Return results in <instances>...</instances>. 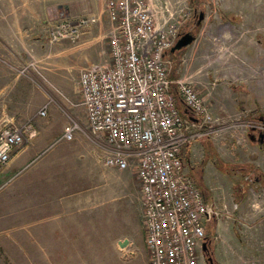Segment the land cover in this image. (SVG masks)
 I'll use <instances>...</instances> for the list:
<instances>
[{
	"label": "rangeland",
	"instance_id": "1",
	"mask_svg": "<svg viewBox=\"0 0 264 264\" xmlns=\"http://www.w3.org/2000/svg\"><path fill=\"white\" fill-rule=\"evenodd\" d=\"M170 1L187 13L179 18V33L196 36L170 57L173 74L200 85L209 101L222 103L212 113L227 126L201 140L210 145L205 160L215 167L210 161L205 167L209 189L194 182L217 213L206 223V250L199 264H210L207 252L213 264H264V213L257 205L264 195L245 196L248 190L264 188V143L249 138L253 129H264L259 119L264 114V0ZM105 4L88 0L47 5V17L60 13L67 20L87 21L74 39L49 42L48 23L47 30L29 36H6L0 27V125L4 120L17 126L31 123L37 132L11 155H25L20 172L11 163L0 168V264H148L135 169L103 164L102 140L88 129L79 93L80 71L110 62L111 23ZM244 5L246 16L240 14L246 19H240ZM249 7L256 8L255 19ZM7 8L1 0L0 12ZM200 11L205 16L197 24ZM92 16L97 20L91 21ZM46 101L48 114L39 116ZM72 121L81 130L65 140L64 128ZM211 139L224 144L223 156ZM55 156L64 169L58 179L51 170ZM256 170L262 172L259 180ZM56 182L67 192L68 204L66 211L53 213L51 223L46 202ZM242 182L244 195H237L234 187ZM123 239L128 243L120 247Z\"/></svg>",
	"mask_w": 264,
	"mask_h": 264
},
{
	"label": "built area",
	"instance_id": "2",
	"mask_svg": "<svg viewBox=\"0 0 264 264\" xmlns=\"http://www.w3.org/2000/svg\"><path fill=\"white\" fill-rule=\"evenodd\" d=\"M182 10L170 0H106L110 62L90 64L79 75L81 104L88 129L102 140L103 164L135 169L148 264H199L206 223L217 213L185 171L181 155L194 141L227 129L188 78L170 77L168 52L179 37L181 14L187 15ZM47 19L49 42L76 38L78 27L87 22L60 13ZM177 95L188 116L178 107ZM49 104L40 107L39 116L48 114ZM79 130L72 121L62 138L71 140ZM36 133L31 123L17 126L4 120L0 168Z\"/></svg>",
	"mask_w": 264,
	"mask_h": 264
},
{
	"label": "crops",
	"instance_id": "3",
	"mask_svg": "<svg viewBox=\"0 0 264 264\" xmlns=\"http://www.w3.org/2000/svg\"><path fill=\"white\" fill-rule=\"evenodd\" d=\"M88 0H2L4 6L7 5L8 8L4 11L0 12V27H3L5 30L4 35L6 36H26V35H38L41 34L45 28L47 30V27H45V24H47V16L45 13V9L47 5L49 4H66V3H76V2H83ZM152 3L160 4L163 3L164 0H150ZM251 12H254V17L256 15V8L255 7H249ZM245 15L247 13L246 6L244 5L243 8L241 7V11H239L238 17L240 19H246L245 17L242 18L241 14ZM248 14H252L249 13ZM246 16V15H245ZM250 19V17L248 18ZM171 79L175 80L179 77L174 76L173 71L170 74ZM197 89L202 93L203 89H200V85L195 84ZM207 101L210 104L211 111L214 113H218L220 109L223 108V104L215 103V99L208 100V96L205 95ZM177 105L181 109L182 113L186 114V112L189 113L187 107L184 105L183 101L180 99V97L177 95ZM187 115V114H186ZM188 116V115H187ZM202 139H198L194 141L191 145L186 146L182 151V158L184 162L185 171L190 175L192 180L194 179L199 180L204 184V187H209L206 185V182L204 183V171L207 163L210 161L212 165H214L212 160L206 159L208 149L207 145L204 141H201ZM213 145L215 146V149L218 151L220 155L223 156V152L225 151L224 144L221 143V145L216 144L212 141ZM80 141L85 145V149L88 150L89 153L94 154L96 150L86 142H83V140L80 138ZM57 153V149L54 151ZM57 155V154H55ZM56 160L51 164L52 173L55 175V177L58 179L60 174L63 172V166L61 165L60 158L58 156H55ZM26 160L25 155L22 152L16 153L13 158H11L10 162L12 168H19L18 172H20L21 169L24 167L22 166V162ZM9 163L6 165V167L9 165ZM5 167V168H6ZM215 167V165H214ZM14 170V169H13ZM55 178V179H56ZM197 186V183L194 182ZM58 182H56L55 187L53 186L48 193V200H47V209L51 211V223L54 221L53 213L58 212H64L66 211V207L68 204L67 199V192L63 190V188L58 187ZM199 190L201 191L203 198L205 199V194L203 190L200 189L199 186H197ZM203 188V187H202ZM245 196L249 198V196H263L264 195V188H257L256 190H248V192H245ZM247 199V198H246ZM206 202H208L205 199ZM210 201V200H209ZM246 201V200H245ZM213 204V203H212ZM258 206H260V209L264 213V200H258ZM237 203L233 204V208H236ZM58 217V216H56ZM56 221L58 219H55ZM264 216L260 219V223H264ZM201 261V257L199 258V263Z\"/></svg>",
	"mask_w": 264,
	"mask_h": 264
},
{
	"label": "water",
	"instance_id": "4",
	"mask_svg": "<svg viewBox=\"0 0 264 264\" xmlns=\"http://www.w3.org/2000/svg\"><path fill=\"white\" fill-rule=\"evenodd\" d=\"M205 14L203 11H200L199 13V17H198V21H197V24H200L201 21L203 20ZM196 36L195 34L192 32V31H187V32H184L182 34L179 35V37L177 38L176 42L174 43V45L171 47L170 49V52L173 53L175 51H179V50H182L184 48H186L187 46L191 45L193 43V41L195 40ZM187 115H189L188 112H186ZM189 118L193 119V117L189 116ZM249 138L258 143V144H263L264 143V131L262 132H259L258 136H255L254 134H249ZM204 139H208V137H204L202 138V140ZM128 243V239H123L121 241H118V245L120 247H124L125 245H127ZM206 250V244L205 242L203 243V251ZM207 261L210 263V264H213V259L212 257L209 255L207 256Z\"/></svg>",
	"mask_w": 264,
	"mask_h": 264
},
{
	"label": "trees",
	"instance_id": "5",
	"mask_svg": "<svg viewBox=\"0 0 264 264\" xmlns=\"http://www.w3.org/2000/svg\"><path fill=\"white\" fill-rule=\"evenodd\" d=\"M179 35H180V33H179ZM182 50H184V49H182ZM179 51H181V50H179ZM176 53H178L177 51H175V52H173V53H171L170 51L168 52V56L169 57H171V58H175V54ZM184 114V113H183ZM210 145H208L207 147L208 148H210L209 147ZM240 169H243V167H239ZM257 171V173L259 174H256L255 173V180H259L260 179V175H262V172H260V171H258V170H256ZM234 190H235V193L237 194V195H240L241 194V192L243 193V192H245L244 190H245V183L244 182H242L241 184L239 183V184H237V185H235V187H234ZM243 195H244V193H243ZM206 244H207V236H206Z\"/></svg>",
	"mask_w": 264,
	"mask_h": 264
},
{
	"label": "flooded vegetation",
	"instance_id": "6",
	"mask_svg": "<svg viewBox=\"0 0 264 264\" xmlns=\"http://www.w3.org/2000/svg\"><path fill=\"white\" fill-rule=\"evenodd\" d=\"M259 119L262 121V123H264V114L260 115ZM252 131H253L252 134H254L255 136H258L259 132L264 131V129H262V130L253 129ZM252 134H251V135H252ZM207 255L209 256V253H208V252H207ZM207 255H206V256H207Z\"/></svg>",
	"mask_w": 264,
	"mask_h": 264
},
{
	"label": "bare ground",
	"instance_id": "7",
	"mask_svg": "<svg viewBox=\"0 0 264 264\" xmlns=\"http://www.w3.org/2000/svg\"><path fill=\"white\" fill-rule=\"evenodd\" d=\"M67 10V9H66Z\"/></svg>",
	"mask_w": 264,
	"mask_h": 264
}]
</instances>
